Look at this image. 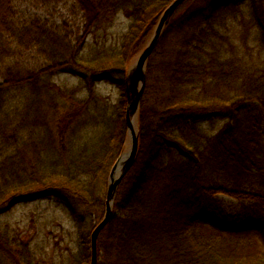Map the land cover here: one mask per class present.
Instances as JSON below:
<instances>
[{
    "label": "trees",
    "instance_id": "16d2710c",
    "mask_svg": "<svg viewBox=\"0 0 264 264\" xmlns=\"http://www.w3.org/2000/svg\"><path fill=\"white\" fill-rule=\"evenodd\" d=\"M172 1L0 0V214L43 195L68 219L24 234L0 217V264H90L109 174L128 146L127 71ZM23 2L65 6L82 26L26 17ZM243 4L264 51V0H186L168 19L98 264H264V63H242L249 42L235 45L225 23ZM121 14L129 26L115 39Z\"/></svg>",
    "mask_w": 264,
    "mask_h": 264
},
{
    "label": "rangeland",
    "instance_id": "374dc122",
    "mask_svg": "<svg viewBox=\"0 0 264 264\" xmlns=\"http://www.w3.org/2000/svg\"><path fill=\"white\" fill-rule=\"evenodd\" d=\"M251 7L249 5H242L240 8H237L236 12L227 16V21L225 22L227 25V29L229 35L232 37V42L235 43L238 47L243 48V40L242 38L245 36L248 40V50H244L242 56L244 61L242 63H249L254 65H261L264 63V51L255 41V34L251 33L246 28V22L250 21V11ZM20 11L26 17L38 16L41 18H45L46 20H52L59 25L63 23H67L72 32H77L78 29L82 26L81 18L78 15L72 14L67 10L65 6L54 7H45V8H37L32 6L29 2H23L20 5ZM129 26V20L123 14H121L114 23V26L111 30L113 38L117 39L118 35L124 33ZM244 39V38H243ZM139 55L134 57L135 62ZM27 63L36 64L38 66H42L44 62L41 61L34 53L26 52ZM55 78L61 84H67L68 86H73L76 82L75 78H72L64 73H58ZM2 82V77L0 76V83ZM97 90L102 95L109 97L112 101L118 97L117 89L110 84H106L101 82L97 86ZM222 123L219 122L217 124V128ZM137 125V123H136ZM204 126L208 127V124ZM219 198L225 203L226 207L230 210L236 209L238 205V201L232 197L227 195H220ZM104 216V209L100 210V217L96 219L94 222L97 225ZM0 217L4 220L10 222L13 227L17 228L18 231L22 233H27L30 231L34 232L37 229V225L43 222H49V224H54L57 222L56 220L62 221L64 223H68L67 216L58 210L55 206H53L49 200H47L43 195H35L28 198L22 199L16 207L8 212L1 213ZM37 224V225H36ZM48 229L51 228V225ZM36 225V227H34ZM68 225V224H67ZM32 227V228H30ZM47 229V230H48Z\"/></svg>",
    "mask_w": 264,
    "mask_h": 264
},
{
    "label": "water",
    "instance_id": "95a60500",
    "mask_svg": "<svg viewBox=\"0 0 264 264\" xmlns=\"http://www.w3.org/2000/svg\"><path fill=\"white\" fill-rule=\"evenodd\" d=\"M185 1L186 0H173L168 5L160 17L151 39L127 71L126 90L128 103L126 110V124L129 139L128 146L126 150L117 158L109 174L105 201V214L91 234L92 255L90 264H98L99 235L113 216V208L119 185L133 166L139 150V131L136 123L141 99L146 86L148 60L159 43L168 19Z\"/></svg>",
    "mask_w": 264,
    "mask_h": 264
}]
</instances>
